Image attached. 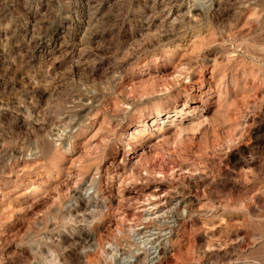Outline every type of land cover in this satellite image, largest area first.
<instances>
[{
  "label": "rangeland",
  "instance_id": "374dc122",
  "mask_svg": "<svg viewBox=\"0 0 264 264\" xmlns=\"http://www.w3.org/2000/svg\"><path fill=\"white\" fill-rule=\"evenodd\" d=\"M0 264H264V0H0Z\"/></svg>",
  "mask_w": 264,
  "mask_h": 264
},
{
  "label": "bare ground",
  "instance_id": "6f19581e",
  "mask_svg": "<svg viewBox=\"0 0 264 264\" xmlns=\"http://www.w3.org/2000/svg\"><path fill=\"white\" fill-rule=\"evenodd\" d=\"M174 218V217H173Z\"/></svg>",
  "mask_w": 264,
  "mask_h": 264
}]
</instances>
